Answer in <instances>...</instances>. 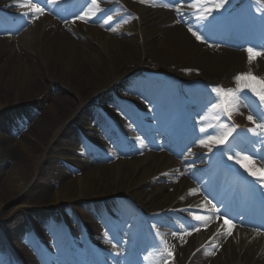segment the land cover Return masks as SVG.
<instances>
[{"label": "bare ground", "instance_id": "1", "mask_svg": "<svg viewBox=\"0 0 264 264\" xmlns=\"http://www.w3.org/2000/svg\"><path fill=\"white\" fill-rule=\"evenodd\" d=\"M99 1V8L109 7V0ZM124 1L138 14V19L124 26L128 13H124V10L116 13L114 7L109 8L112 21L106 22L108 16H105L101 18V22L109 26L110 34L86 25L82 26L87 31L73 27L71 33L65 28H58L56 19L46 17L39 22L35 21L33 26L19 36V47L14 44V40L9 42L0 38V127L4 129V134H0V173L4 167H8L5 179L0 178V203L22 194L30 206L46 207V212L42 214L46 216L43 218L46 230L55 224H62L59 214L51 211L54 207L64 215L69 229L72 227L71 218L75 220V217L72 215L70 218L66 214L68 209L64 207L65 204L79 207L82 203L126 199L128 202H124L123 206L127 207L132 199L134 203L145 205L144 207L153 203V210H161L163 215H168L163 208H169L176 200L191 204L193 200L196 202L201 199L199 189L195 195L184 191L188 186L185 173H198L201 170L203 174L212 170L203 160L197 162L198 156H186L176 161L173 158L161 159L154 157L156 155H145L143 159L134 158L129 164L131 161L128 158L119 156L129 145L120 133L123 146L118 152L106 148L107 156L113 158L108 163H96L91 152L92 143L89 139L80 137L82 146L79 144L74 150L76 154L70 156V166L61 163V152L68 149L66 142L78 136L76 129L92 111L97 112L98 117L102 116L95 130V135L99 138L98 144H101L102 135L110 125L122 129L124 121L118 116L122 113L133 116L138 97L144 95L155 104L154 109L145 113L144 117L153 119L147 120L145 126L150 132L154 130L152 140L156 145L163 142L162 137L171 134L169 123L175 131L181 130L182 124L173 121L175 114L189 113L184 100L196 105L200 127L205 126L208 132L221 134L223 129L217 125L222 122L238 125L234 132L235 137H241L242 133L248 136L249 132L242 126L247 124L249 113L253 115L252 110L242 103L239 114H233L229 120L223 112L212 108L213 101L218 97L213 92V88L217 86L210 84L224 81L219 87L235 89L237 84L234 78L238 74L251 72L264 78V55L259 57V61L255 58L249 63L246 51L248 47H231L217 43H231V40L246 44L257 42L260 49H264V40H255L248 29L244 28L246 24L249 27V23L257 24L262 19L259 17L258 20L247 22L245 7H235L237 0H226L224 7L213 11V18L204 22L197 21L198 13L193 8L183 16L184 22H179L172 11L164 8L160 10L162 7L156 0ZM4 2L5 5L11 4L9 0ZM256 4L257 9L263 12L264 1H256ZM116 22L119 29L114 26ZM189 27L199 30L204 38L203 42L195 39L188 31ZM138 67H160L169 70L181 81L176 82L171 75H153L143 80L133 73V69ZM187 80L189 81L186 82ZM130 81L133 82L128 84ZM170 83L181 84L180 88L186 94L182 95L184 99L177 100L179 96H175L174 100H166L170 94L165 89ZM56 87L62 89L56 93L53 91ZM107 87L110 89H105ZM121 87H126L127 93L134 96L130 100L119 102L116 110L108 112L105 117L106 105H98V102H104L114 95V89L117 92ZM152 88L155 89L152 91ZM64 90L71 94L62 95ZM244 92L253 100L257 99L247 89ZM75 99L88 100V104L80 105ZM43 100L48 104L36 114L34 108L39 107ZM13 113H16L13 119H9ZM17 117L22 119L21 123ZM163 118L165 121L161 123L159 119ZM139 125L142 122L134 118L131 129ZM252 143L254 144H250V151L264 155V135L254 136ZM240 145V142L231 140L223 149L228 155L232 148L235 149L232 150L233 153L238 152L237 148H243ZM135 147L141 149L143 145L135 144ZM220 151L219 148H213L211 152L200 150L199 154L206 152L205 157H212L214 160L218 158L217 153ZM252 162L256 168H264V163L261 165L254 158ZM243 163L252 167L251 162ZM236 170L248 175L240 165ZM229 177L225 176V172L219 174L217 186L212 189L210 186L213 177L203 181L204 190L208 186V196L215 205V211H212L213 205L202 208L204 213L201 216L212 217L207 228L194 219L185 220L183 223L173 219V223L169 221L168 225L156 216L151 220L158 227L152 232L140 234V238L133 240L139 232L137 228L127 235L129 243L120 246L111 243L112 235L100 248L111 252L114 260L110 261L112 264H264V232L240 227L239 223L243 224L244 221L250 225L246 215L241 210H231L230 195L225 196L224 192L217 191V187ZM162 179H171V183L157 186ZM19 180L23 183L20 184ZM231 191L236 193L237 200H241L242 188L238 184H234ZM61 198L66 199V202ZM251 198L255 202V211L259 213L263 205L255 201L254 196ZM243 203L242 201L239 205ZM130 209L134 212L133 206ZM77 210L78 215L84 219L89 217L86 211L80 208ZM222 215L229 216L228 220L234 225L231 235L226 234L227 225L223 222L227 218ZM6 217H9L7 223L0 228L7 236L13 237L24 227L22 216L16 213L9 216L7 212L0 210V218ZM122 217L125 215L122 214ZM118 225L122 227V224ZM194 225L199 227L200 243L197 240V231L192 230ZM96 227V224L87 225V232H92ZM237 228H241V231ZM173 232L178 234L173 236ZM188 232L191 234H187ZM161 239L167 241L173 253L171 258L163 252ZM30 240L34 242L33 235ZM69 242L66 239L56 241L57 253L51 256L56 257L58 262L54 264L71 262L67 256ZM199 244L202 247L196 249ZM142 251H145L144 255H141ZM22 253L28 260L31 259L27 252L22 250ZM40 256L49 263V255L41 252Z\"/></svg>", "mask_w": 264, "mask_h": 264}, {"label": "snow or ice", "instance_id": "2", "mask_svg": "<svg viewBox=\"0 0 264 264\" xmlns=\"http://www.w3.org/2000/svg\"><path fill=\"white\" fill-rule=\"evenodd\" d=\"M45 2L49 4H55L57 3V0H45ZM141 2H144V0H141ZM225 2L226 0H195V2L190 5V7L195 9L198 13L196 16L197 21L204 22L208 21V17L212 15L213 11H219L222 9ZM14 3L17 7L26 9V11L21 13L22 17H28L29 14H31L32 18H38L39 15L43 14L44 12V8L40 7L38 2H33V0H14ZM90 4L91 8H89L87 12H84L83 15H77L76 19H83L85 22H87V20L91 19L92 16H94L97 12L102 11V9L99 8L97 0H90ZM176 10L177 12L180 11L179 8ZM112 19V16H108L106 22H111ZM112 30L115 31V29ZM188 31L195 37L197 41L203 42L204 38L200 34L199 30H194L192 27H189ZM246 51L248 52L249 63H251L256 57L264 55V49H254L253 47H248ZM234 80L237 84V88L235 89H224L219 86L213 88V92L217 94L219 103L213 104L212 108L217 109L219 112H223L225 115H227L228 119L231 120L233 114H239V109L243 103L256 115V119H254L252 114L247 116V120L254 125L253 127L248 128L247 131L257 137L264 135V78L257 77L253 73L248 72L238 74L235 76ZM245 89L252 93V95L257 99L253 100L251 97H249L247 93L244 92ZM241 93H243V95H241ZM257 120L260 122L258 123ZM217 126L223 129L221 134L209 133L205 126H201L199 131L203 134V136L198 139V143L200 147L206 148L210 152L213 150V148H219L221 149V154L225 155L226 152L224 151L223 146L227 144L229 138L237 130L238 125L218 122ZM137 140H140V137H137ZM189 152L191 153V149H189ZM227 159L229 161L234 160L236 164H239L242 168H244L249 176L257 177L255 182L258 183L261 188H264V168H256L254 162H252L251 156L249 154H245L244 150L235 152L232 155H227ZM260 159L261 161H264V157H260ZM244 161L251 162L252 167H248L247 164L243 163ZM253 168L255 171H253ZM196 192V189L189 190L190 195H195ZM212 211H215V205L212 206ZM192 215L194 220L202 222L201 226L204 228L208 227V224L212 219L211 216L204 217L195 213ZM223 223L224 225H227L226 234L231 235V229L234 227V225H232L228 219H225ZM192 230L198 231L199 227L194 225L192 226ZM177 234V232L172 233L173 236H176ZM187 234H191V232H188ZM157 235H159V233H157ZM160 243L162 245L163 252L166 253L169 258H171L173 253L169 249L167 241L161 239ZM113 246L115 247V245ZM118 254L119 253H117V255Z\"/></svg>", "mask_w": 264, "mask_h": 264}, {"label": "rangeland", "instance_id": "3", "mask_svg": "<svg viewBox=\"0 0 264 264\" xmlns=\"http://www.w3.org/2000/svg\"><path fill=\"white\" fill-rule=\"evenodd\" d=\"M174 4H177V3H174ZM135 22V21H134ZM25 30V29H24ZM19 31L18 30H14L12 33L15 34L13 36H15V40H14V43H18V47H19V42H18V35H20L21 31L18 33ZM18 33V34H17ZM13 41V40H12ZM95 49V47H94ZM221 79V78H220ZM61 88H55L53 91L56 92L57 90L60 91ZM58 93V92H56ZM62 95H65V96H68L70 95V93L67 91V90H64L62 91ZM75 102L78 103V100L75 99ZM83 102V101H82ZM48 104L47 101H42V104L39 106V107H36L34 108V111L35 109L39 110L42 108V107H45L46 105ZM195 114V113H193ZM4 129L2 127H0V134L3 133L4 134ZM8 134V133H6ZM148 146L152 147L150 144H148ZM157 154V153H156ZM159 154H162V153H158L156 156L154 157H160ZM182 154V153H181ZM251 155V153H249ZM126 156H130L131 159H129L132 163L133 162V159H134V156H139V152L137 151H133L132 153L130 154H125ZM165 156H168V153L166 154L165 153ZM176 157H178V155H175ZM149 157H152V153L150 154ZM153 157V158H154ZM164 155L162 157H160L161 159H163ZM169 157V156H168ZM141 158H143L141 156ZM65 160V159H64ZM127 160V159H126ZM7 172H8V167H4L3 171L0 173V178L2 180L5 179L6 175H7ZM34 176L31 178V181L33 180ZM166 182V180H163V181H159L158 184L161 185V184H164ZM19 183L22 184L23 181L22 180H19ZM166 184V183H165ZM168 193V191H167ZM62 199V198H61ZM1 200V199H0ZM62 200H65L64 202H66V199H62ZM0 210H3V212H7V214H9V216L13 215V214H21V218L22 220L26 223V222H32V221H36L37 219H39V216L38 213H44L46 211V207H42V206H30L29 203H27L25 201V198H23L22 194L18 195L17 197L5 202V203H0ZM40 210V211H39ZM41 216V215H40ZM8 218L9 217H6V218H0V226H2L3 224L7 223L6 221H8ZM1 230V229H0ZM0 239L4 242H7L8 239H10V241L14 244H16V241H15V238L13 237H8V238H5V236L3 235V233H1L0 231Z\"/></svg>", "mask_w": 264, "mask_h": 264}]
</instances>
